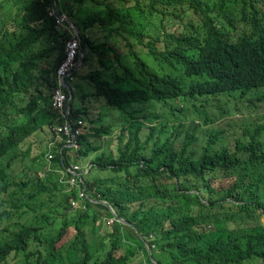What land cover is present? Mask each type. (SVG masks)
<instances>
[{"label":"trees","instance_id":"trees-1","mask_svg":"<svg viewBox=\"0 0 264 264\" xmlns=\"http://www.w3.org/2000/svg\"><path fill=\"white\" fill-rule=\"evenodd\" d=\"M7 1L0 20V264H129L147 252L137 230L165 252L167 264H264V123L245 128L233 147L206 134L197 151L196 129L179 144L182 128L169 133L162 120L167 107L172 115L183 110L182 102L200 110L196 101L220 88L249 101L264 95V0H59L58 10L81 29L89 69L82 75L93 86L80 97H91L87 104L72 103V116L107 107L117 111L121 131L117 153L98 154L83 174L87 208L58 227L77 195L60 181L67 151L49 169L45 163L44 178L10 169L30 155L22 143L33 135L44 140L57 121L51 97L68 35L56 27L53 0ZM156 13L163 14L160 44L146 42ZM189 14L199 22H185ZM173 18L179 24L167 26ZM136 43L148 48V60ZM85 87L76 83L74 92ZM157 119L144 137L146 121ZM113 128L96 126L100 136ZM85 140L80 161L102 148ZM92 199L107 200L130 224L101 231L97 221L108 207ZM70 228L76 233L66 239Z\"/></svg>","mask_w":264,"mask_h":264},{"label":"rangeland","instance_id":"rangeland-1","mask_svg":"<svg viewBox=\"0 0 264 264\" xmlns=\"http://www.w3.org/2000/svg\"><path fill=\"white\" fill-rule=\"evenodd\" d=\"M10 16V15H9ZM161 17H163V14L156 13L154 16H152L153 23L158 24ZM192 21V22H199V17L194 16L192 14H189L185 17V22ZM179 22V20L177 21ZM174 22H169V24H173ZM151 32L156 33L157 29L154 30V26L151 27ZM157 36L153 37V40H156ZM146 40H149L147 37ZM140 43H136L137 50L139 49L140 53L143 54L146 49L139 46ZM121 52H124V48H120ZM96 55V54H95ZM87 62L82 66V68H77L78 70L75 71V81H70L73 85L76 83H81L85 85L86 87L81 91L77 90L75 91V98L72 101L74 108H81L83 107V103L87 104L91 97H86L85 99L80 98L83 94H88L93 92V86L88 81L85 80L86 77L82 74H87L89 69L86 67ZM70 69L64 67V72L68 73ZM262 94H264V89L260 91ZM237 95L236 91L226 90L223 91L221 88L216 94H212V97L208 99L207 102L202 103L201 101H196V105L200 107V110L197 108L191 109L187 105L182 102V109L183 110H175L176 115L170 114L171 110L169 107L166 108L167 112L165 113V117L162 118V120L168 121V126H166V130L169 133L175 132L176 129L174 127H182V123H187V128L194 130H197V136L199 137V141L196 142L194 147L200 151L201 147L206 144L207 137L206 134L210 133H216L220 136V141H223L227 146L233 147L235 144V139L240 138L243 136L244 130L249 129L251 126H256L259 124L264 123V95H261L260 98L255 99L254 101H249L246 99H241ZM91 104H96V100L91 99ZM204 104V105H202ZM158 108V109H157ZM155 111H159V107H157ZM110 108H102L100 105L98 109H96L91 116H96L98 119L96 122H91V120L88 118L87 122L85 120V127L86 131H84L86 140L84 141L86 144H89V141H93L94 143L98 144V141L101 142L103 149L108 148L109 150H113L115 153H117L118 148V139L117 135L121 131V125L120 120L117 119V111L112 110L108 111ZM219 109V110H218ZM161 112V111H159ZM114 117V128L115 131L112 136L109 137H101L96 130V126L104 125L110 122V118ZM147 126L144 128L143 136L147 137L149 134V127L151 124H157L159 123V119L156 120V122L151 123L148 120ZM93 127V129H92ZM182 135L180 139L178 140V143L182 141V137L185 133V128H182ZM218 130V131H215ZM106 136V135H104ZM46 138V137H45ZM44 144V140L40 139L39 137H36L35 135L28 138L23 144L22 148L24 151H26L30 147L31 155L35 156L36 153H38L42 149V145ZM152 144V142H151ZM221 145V144H220ZM69 154L72 159V163L77 164H84L85 162L89 161L86 160L84 163L81 161H77V154L75 147L69 149ZM45 169L42 165H39L35 163L34 159L31 158L27 161L26 166H21L20 163H18L14 167V172L16 175H22L23 173H30V172H36V173H42ZM74 212L68 211L66 215L58 216L56 221V226H60L63 222L66 221V219H70L73 217ZM108 213L106 210H102V217H107ZM102 223V222H101ZM105 228H102V231ZM95 231V228L94 230ZM75 230L73 228L69 229L68 235L66 239H69L75 235ZM95 242V241H94ZM58 246H61L60 243L57 244ZM145 250L140 249L139 255L134 259L133 262L130 264H143L146 257ZM149 256V252L147 253Z\"/></svg>","mask_w":264,"mask_h":264},{"label":"clouds","instance_id":"clouds-1","mask_svg":"<svg viewBox=\"0 0 264 264\" xmlns=\"http://www.w3.org/2000/svg\"><path fill=\"white\" fill-rule=\"evenodd\" d=\"M53 1H54L53 7H50V13L56 18V20H57V16L60 20L57 22L56 27L59 30H64L68 35V38L65 41V57L63 58V60L61 61V63L59 64V66L56 70V75H57L56 78H57L58 86L55 89H53V93H52V97H51L52 106L58 111L59 115L57 117L56 123L48 125L50 132L46 136V138L44 139V144L42 145V149L38 153H36L35 156L31 155V151H30V155H27L24 157L20 156V158H18L14 162L12 168L10 169L11 173H14V175H16L14 172V167L18 163H20L21 166H26L27 161L31 158L34 159L35 163L42 165L44 169H46L45 168V163H46L47 169H49L51 162H52L54 156L57 154V152L63 153V151L66 150L68 155L70 156L69 149L74 148V147H75L76 152H79V150L81 149V145L79 143V138H82L83 136H85L84 131L87 130L85 127L86 123H85L84 118L86 119V122H87L88 118L90 120H91V118H93L95 122L98 120V119H96L97 118L96 116L92 117L91 115L88 116L86 114L76 115L75 117L72 116L71 106H72V101L75 98V92H74L75 85H73L70 81H72V80L75 81V79H76V77L74 75L75 71L78 70L77 68H79V67L82 68V66L84 65V58H85V55L87 52H86V49H83L82 34H81L80 27L70 17H68L67 13L60 12L58 10L57 4L59 3V0H53ZM0 4L3 7H5V11L0 15V20L2 21L6 18L7 10H8V7L10 6L11 3L8 2L7 0H0ZM58 12H60L61 15H59ZM154 15L155 14H153L152 16H154ZM152 16L150 18L151 20H152ZM172 21L175 22L176 24H179V22H177L178 20L176 18H173L171 20H165V24L167 26H170L172 24H169V22H172ZM143 22L145 23V19L143 20ZM151 22L152 23H150V25L147 29V31L149 33L148 38H149V40L150 39L153 40V37L157 36V40H153V41H155V42L157 41L156 44H160V41H158V39H159L158 34L161 31L162 17H161L160 21L158 22V24H156V25H155V23H153V21H151ZM76 26L79 30H77ZM152 26H154V30L157 29L156 33L151 32ZM84 33L87 34L88 36L91 35V33L88 29H85ZM74 40H77L79 42L80 47L78 48L75 56L72 59L73 65L70 68V72L62 73V72H60V69L68 58V55L70 53V44L73 43ZM149 40H146V42ZM140 47L146 49V51L142 54V56L144 59L148 60V58H147L148 48L144 44ZM81 54H83L82 58L80 56ZM139 54H141V53L139 52ZM93 56L97 59V56L95 54ZM152 63L154 64L155 61H152ZM86 67H87V65H86ZM69 87H70V89H69ZM57 94H60L61 99H63V105L62 106H56L54 104V100H55L54 98ZM210 97H212V96H210ZM70 99H71V102H70V104H68ZM96 109L97 108H95V110ZM95 110H92L91 114ZM112 122H113V119L110 118L109 123L104 124V125H99L98 127L107 126V125L111 124ZM95 126H97V125H95ZM181 128H185V130L187 131V129H188L187 123H185V126H182ZM114 131H115V128H113L111 134H104L106 136L103 135L101 137L104 138V137L112 136ZM186 131H185V133H186ZM192 131H190V132H192ZM182 133H181V135H182ZM185 133H184V136L182 137V141H183V138L186 137ZM245 133H246V129L244 130L243 138H245V136H246ZM179 139H180V137H179ZM196 140H197V138L194 139V141H196ZM182 141L179 144H181ZM193 144L195 145L196 143H193ZM45 145H46V153H44V155L41 159H36L38 156L37 154L41 153L44 150L43 147H45ZM194 145H193V147H194ZM225 146H227V145L225 144ZM202 147H201V149H202ZM107 150H108V148L103 149V147L96 149L95 152H92V154H89L87 156L86 160H89V161H87V162H85L86 160L81 161L83 163L85 162L84 164L72 163L73 161L71 159V156H70L69 162L65 160V162L67 164H64V168L60 170V181L63 184H65L66 191H68V192L76 191V193H77V195H74V194L71 195V197L69 199L70 204H71V209L69 210L70 212H74L76 209H86L87 208L86 199L89 198V189L86 186L83 174H85L89 171V169L92 165L90 163V161L93 160L98 154H101L104 151L108 152ZM78 155H79V153L77 154V157H78ZM77 161H80V160L77 158ZM45 174H46V170L42 173H37V175L41 178H44ZM92 201L100 202L102 204H105L108 207V210H106L108 213V216L102 217V215H101L97 221V225L99 223L101 224V222H102L103 227L106 228L109 225H113L116 221H119L121 223H125L124 221H122V219L127 221V223H125V224H130V222L128 220L118 216L115 208L107 200L92 199ZM73 216H74V214H73ZM263 220H264V217H263ZM102 228H101V231H102ZM137 232L141 235L143 241H145V243L147 245V252L145 250L146 257H145V261L143 264H159L158 260L165 262L167 264L168 260L166 258L165 252L161 251L156 246V244L154 242H151L150 240L146 239L138 230H137ZM150 242L152 244H150ZM121 250H123V249H121ZM148 252H149V256L147 255ZM136 257H137V255L132 259L131 262H133ZM149 259H150V261H149Z\"/></svg>","mask_w":264,"mask_h":264},{"label":"built area","instance_id":"built-area-1","mask_svg":"<svg viewBox=\"0 0 264 264\" xmlns=\"http://www.w3.org/2000/svg\"><path fill=\"white\" fill-rule=\"evenodd\" d=\"M79 47H80V44L77 40H74L73 43L70 44V53L68 55L67 60L65 61V63L61 67L60 72L65 73L64 67H66L68 69H70L72 67V65H73L72 59L75 56ZM54 99H55L54 104L56 106H62L63 105V99H61L60 94H57Z\"/></svg>","mask_w":264,"mask_h":264},{"label":"water","instance_id":"water-1","mask_svg":"<svg viewBox=\"0 0 264 264\" xmlns=\"http://www.w3.org/2000/svg\"><path fill=\"white\" fill-rule=\"evenodd\" d=\"M58 14L61 15L60 12H58ZM76 28H77V26H76ZM77 30H79V29L77 28ZM80 56H81V58H82V57H83V54H81ZM69 89H70V87H69ZM70 102H71V99L69 100L68 104H70ZM122 221H124L125 223H127V221H125V220H123V219H122Z\"/></svg>","mask_w":264,"mask_h":264}]
</instances>
